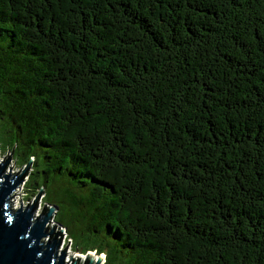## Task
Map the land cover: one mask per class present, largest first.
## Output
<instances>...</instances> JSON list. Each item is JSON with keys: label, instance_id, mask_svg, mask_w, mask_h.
Instances as JSON below:
<instances>
[{"label": "trees", "instance_id": "16d2710c", "mask_svg": "<svg viewBox=\"0 0 264 264\" xmlns=\"http://www.w3.org/2000/svg\"><path fill=\"white\" fill-rule=\"evenodd\" d=\"M0 120L82 253L264 264V0H0Z\"/></svg>", "mask_w": 264, "mask_h": 264}, {"label": "water", "instance_id": "95a60500", "mask_svg": "<svg viewBox=\"0 0 264 264\" xmlns=\"http://www.w3.org/2000/svg\"><path fill=\"white\" fill-rule=\"evenodd\" d=\"M12 153L0 163V264H103L104 256H69L61 249L64 232L56 226V205H45L37 213V202L44 187L26 208L12 206V195L32 164L21 171L7 170Z\"/></svg>", "mask_w": 264, "mask_h": 264}, {"label": "rangeland", "instance_id": "374dc122", "mask_svg": "<svg viewBox=\"0 0 264 264\" xmlns=\"http://www.w3.org/2000/svg\"><path fill=\"white\" fill-rule=\"evenodd\" d=\"M7 129H8V126L5 125V123L2 120H0V156H1L0 160L1 161H5L6 158H8L9 155L11 154L8 151L7 144L10 143L9 141L12 138H11L10 131L8 132ZM18 157H19V152L12 153L10 163L8 164L7 170L12 171V172L21 171V169L23 168V166H22V168L20 166L22 160L20 158L18 159ZM25 167H26V164H25ZM32 168H33V165H32ZM32 168L30 169L31 172L36 170V169L33 170ZM36 168L43 170V167L41 165L36 166ZM42 174L44 177V175H45L44 171H42ZM41 177L39 174L32 176V177H31V174H29V175L26 174L24 176L23 181L16 187L14 200H16L17 205H15V206L26 208V206L30 205L32 202L35 201L39 191H38V189H36V187L33 188L30 185H31V182L36 183L35 179H38V178L41 179ZM47 185H48L47 190L44 189L43 193L40 195V197L38 199V202L36 205L38 208L37 213H42L45 205H47V204H53V205L57 204L54 218H56V216H57V221L65 224V227L60 226L59 224L56 225L59 228H61V230L64 232V235L62 238L61 249L62 250L65 249V247L69 243V245L67 246V254L69 256V260H70V257L73 255L75 256V258L78 255H82V256L84 255L83 257L88 256V255L98 257L99 254L97 253L96 250H91V251H87L86 253H82L81 252L82 248L77 249V247L75 246V243L78 244L80 242L81 237H80V233L78 230L79 227H77L73 222V218H72L73 214L71 212H69L70 213V215H69L66 212L65 208H60V206L58 205V204H60V202L57 199V195H56L55 191H52V188L49 187V184H47ZM37 187L39 188L40 185H38ZM46 194H48V195H46ZM46 196H47V198H46ZM45 203H47V204H45ZM61 206H63V205H61ZM101 255L104 256L103 258L105 260V254H101Z\"/></svg>", "mask_w": 264, "mask_h": 264}, {"label": "clouds", "instance_id": "9594fccd", "mask_svg": "<svg viewBox=\"0 0 264 264\" xmlns=\"http://www.w3.org/2000/svg\"><path fill=\"white\" fill-rule=\"evenodd\" d=\"M2 162H3V161H2ZM15 192H16V189H15V191H14V194H15ZM14 194H13V195H14ZM54 219H55V218H54ZM61 226H62V225H61Z\"/></svg>", "mask_w": 264, "mask_h": 264}, {"label": "built area", "instance_id": "2783aa9c", "mask_svg": "<svg viewBox=\"0 0 264 264\" xmlns=\"http://www.w3.org/2000/svg\"><path fill=\"white\" fill-rule=\"evenodd\" d=\"M15 195V194H14ZM14 195H13V200H14ZM16 202V200H14Z\"/></svg>", "mask_w": 264, "mask_h": 264}, {"label": "bare ground", "instance_id": "6f19581e", "mask_svg": "<svg viewBox=\"0 0 264 264\" xmlns=\"http://www.w3.org/2000/svg\"><path fill=\"white\" fill-rule=\"evenodd\" d=\"M0 158H1V156H0ZM2 161L0 160V163H1ZM62 246V245H61Z\"/></svg>", "mask_w": 264, "mask_h": 264}]
</instances>
